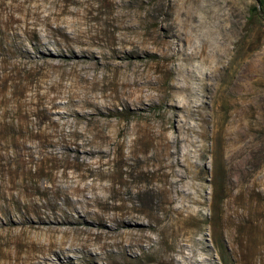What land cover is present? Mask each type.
Here are the masks:
<instances>
[{
	"label": "rangeland",
	"instance_id": "rangeland-1",
	"mask_svg": "<svg viewBox=\"0 0 264 264\" xmlns=\"http://www.w3.org/2000/svg\"><path fill=\"white\" fill-rule=\"evenodd\" d=\"M257 0H0V264H264Z\"/></svg>",
	"mask_w": 264,
	"mask_h": 264
},
{
	"label": "trees",
	"instance_id": "trees-1",
	"mask_svg": "<svg viewBox=\"0 0 264 264\" xmlns=\"http://www.w3.org/2000/svg\"><path fill=\"white\" fill-rule=\"evenodd\" d=\"M257 2L258 6L256 8V12L264 20V0H257Z\"/></svg>",
	"mask_w": 264,
	"mask_h": 264
}]
</instances>
